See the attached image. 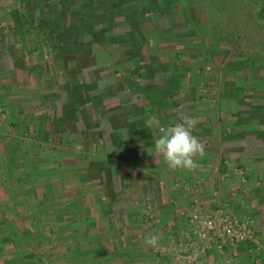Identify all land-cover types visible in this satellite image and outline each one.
<instances>
[{
    "label": "rangeland",
    "instance_id": "374dc122",
    "mask_svg": "<svg viewBox=\"0 0 264 264\" xmlns=\"http://www.w3.org/2000/svg\"><path fill=\"white\" fill-rule=\"evenodd\" d=\"M68 1L0 0V150L26 153L25 183L47 179L32 208L0 199V264H264V0ZM185 116L204 155L172 169L153 141ZM203 167L241 184L229 206L198 203Z\"/></svg>",
    "mask_w": 264,
    "mask_h": 264
},
{
    "label": "crops",
    "instance_id": "0c3cea01",
    "mask_svg": "<svg viewBox=\"0 0 264 264\" xmlns=\"http://www.w3.org/2000/svg\"><path fill=\"white\" fill-rule=\"evenodd\" d=\"M10 88H11L10 85H7V84H5V86H2V88H0V102L5 104L6 109L9 105L13 104V102H14L13 100H11V97H12L14 92L12 93ZM3 89H4V91H3ZM2 91L5 93H3ZM7 119H8V121H6L7 126H5L8 129V130H6L8 133L7 136H9L11 138H15L17 136L16 135L17 133H14L15 131H13V130L11 132L9 128H14V126H15L14 130L16 128H19V126L21 125L20 124L21 120L15 121V120H12L9 116ZM215 137L217 140L222 141L223 145L225 144L226 140H224L222 137H220L217 134ZM6 140L9 141L8 138ZM235 143L240 144L239 140H237V141L232 140L231 141V144L233 147L236 146ZM2 147H3V145H2ZM0 149H2L1 145H0ZM248 150H251V149H248ZM251 152H255V151L251 150ZM11 154H13V155H11ZM11 154H9L8 152L7 153L3 152V154H2V152L0 150V155H2V156L6 155V157L17 158L14 160L15 164L12 165L11 167H9L10 165L6 166L5 164H3L5 162V159L0 157V172L5 173V172H7V170L9 171L11 169V171H9V173L11 172L12 174L13 173L15 174V176L12 175L11 178L5 177L6 179L0 180V199L6 203L7 210L9 212H10V209L12 208L13 200H15V198H16L15 194H18V197L20 194L23 195V198L24 199L26 198V200H27V206L32 208V206H33L32 201L33 200H32V196H30V191H32L31 186H33V184H35L36 186L33 188L36 189V188H40V185L42 183L47 184L46 183L47 179L44 181L45 177H43V179L41 178L43 180V182L41 179H39L40 184H37L38 183L37 181H35L34 183H30V184L25 183V181L22 179V175H20V174L22 172L26 171V167H25V169H24V167H22L26 163V160H27V159H25L27 157L26 153L21 152V151H18V153H17L15 151L14 153L11 152ZM211 154H212V151H208V156H210ZM23 158L25 160H23ZM8 164H11V163H8ZM26 164H28V162ZM242 164L246 165V163H242ZM249 164L250 163H248L247 166H250ZM217 171L218 170H211L210 168L208 169V167L207 168L203 167L194 176V179L195 178L198 179V183L202 185V187L200 186L201 187V192H200L201 196H199V202L198 203L201 205V207L208 209V210H210V208H215L218 206H225V207L229 206V205H226L225 203H223V201H228V202L232 201L233 202V200L227 198V195H229V192H230L229 190H231L232 186L234 187V186L238 185V187L240 188V185H241V184H235L233 182V177L225 184L218 183V180H217L218 178H217V173H216ZM6 175L9 176L8 174H6ZM226 175L228 176L229 173L224 174L222 176L221 180H223ZM242 186H246V184H243ZM247 187H249V186H247ZM218 189H220V190H218ZM216 190H218L220 192H218L219 196L215 199L212 197V195H213V192H215ZM211 193H212V195H211ZM26 194H27V196H26ZM186 195H184V196H186ZM35 196H36V194H35ZM248 198L250 199V195H248ZM183 199H185V197ZM262 199H263L262 202H264V192H263V198ZM190 200H191V198H190ZM190 200H189V204H190ZM3 206H5V205H3ZM8 211H6V214H8L7 213ZM6 218H7V216L5 215V212H2L0 210V220H7L8 218L7 219ZM8 220L12 221L10 219H8ZM4 247H5V245H4ZM198 264H200V263H198Z\"/></svg>",
    "mask_w": 264,
    "mask_h": 264
},
{
    "label": "clouds",
    "instance_id": "9594fccd",
    "mask_svg": "<svg viewBox=\"0 0 264 264\" xmlns=\"http://www.w3.org/2000/svg\"><path fill=\"white\" fill-rule=\"evenodd\" d=\"M197 121L185 116L182 122L159 129V135L153 141L154 150L163 155L165 163L172 169L191 170L197 167V155H204V144L193 134ZM145 242L149 246L157 244L155 236H148Z\"/></svg>",
    "mask_w": 264,
    "mask_h": 264
},
{
    "label": "built area",
    "instance_id": "2783aa9c",
    "mask_svg": "<svg viewBox=\"0 0 264 264\" xmlns=\"http://www.w3.org/2000/svg\"><path fill=\"white\" fill-rule=\"evenodd\" d=\"M194 224L196 227L200 228V236L204 239L210 238V235H216L218 232L217 223L211 219H202L198 215H195L193 218ZM239 226L235 224H228L224 225L222 231H220L221 236L229 239V240H236L237 242H245L247 240V234L245 233L244 229L237 228Z\"/></svg>",
    "mask_w": 264,
    "mask_h": 264
},
{
    "label": "trees",
    "instance_id": "16d2710c",
    "mask_svg": "<svg viewBox=\"0 0 264 264\" xmlns=\"http://www.w3.org/2000/svg\"><path fill=\"white\" fill-rule=\"evenodd\" d=\"M68 4H70V13H71V11H72V9H71V6H72V3H71V0H69L68 2H67ZM79 9H81V8H79ZM82 9H83V6H82ZM73 12V11H72ZM75 14V13H74ZM73 14V15H74ZM47 21V23L51 26V27H53L54 26V23H50L48 20H46ZM56 25V24H55ZM56 32V29H54V28H51L50 29V31H48V34H54ZM63 34H64V31L63 30H58V32H57V38L59 37V41H60V43H62V41L64 40V37H63ZM24 258H25V256H24Z\"/></svg>",
    "mask_w": 264,
    "mask_h": 264
}]
</instances>
